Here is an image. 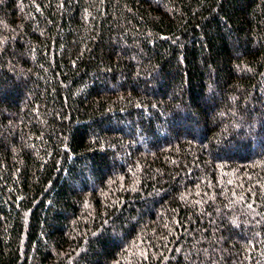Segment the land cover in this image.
Instances as JSON below:
<instances>
[{
  "label": "trees",
  "instance_id": "1",
  "mask_svg": "<svg viewBox=\"0 0 264 264\" xmlns=\"http://www.w3.org/2000/svg\"><path fill=\"white\" fill-rule=\"evenodd\" d=\"M0 264H264V0H0Z\"/></svg>",
  "mask_w": 264,
  "mask_h": 264
},
{
  "label": "rangeland",
  "instance_id": "2",
  "mask_svg": "<svg viewBox=\"0 0 264 264\" xmlns=\"http://www.w3.org/2000/svg\"><path fill=\"white\" fill-rule=\"evenodd\" d=\"M246 132H247V133H248V132H250V129H249V128H247V129H246Z\"/></svg>",
  "mask_w": 264,
  "mask_h": 264
}]
</instances>
